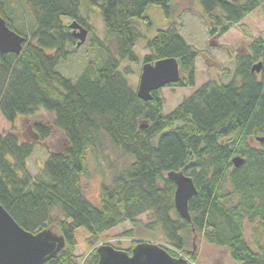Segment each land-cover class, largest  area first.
Segmentation results:
<instances>
[{"label":"trees","instance_id":"obj_1","mask_svg":"<svg viewBox=\"0 0 264 264\" xmlns=\"http://www.w3.org/2000/svg\"><path fill=\"white\" fill-rule=\"evenodd\" d=\"M196 1L211 35L226 32L264 2ZM170 4L171 0H0V16L25 38L20 53H0V113L13 122L44 109L66 138L65 147L49 153L33 178L25 161L35 143L50 135V126L36 122L22 132L0 135V204L25 231L49 228L64 238L63 249L45 264H79L74 254L78 228L90 234L93 246L83 264H97L94 236L135 222L143 213L151 214L149 226L159 223L164 229L169 243L162 246L172 257L185 253L187 261L193 258L192 249L186 250L188 233L192 243L200 234L208 243L225 247L233 264H264V140H256L264 137V42L253 41L248 53L236 57L234 78L205 83L164 115L159 89L151 92L150 100L140 99L119 67L121 58L135 60V20H146L149 5L159 6L169 18ZM91 7L101 18L107 40L115 42V51L99 42L98 63L90 62L76 78L66 77L56 67L76 39L63 19L75 18L91 31L81 16ZM146 46L150 53L143 63L177 60L181 78L166 86L192 85L197 52L174 24L157 30ZM259 61L260 74L252 71ZM100 132L132 158L114 184L102 189L95 206L82 194L80 177L86 168L85 152L96 145ZM252 138L256 146L248 143ZM235 156L242 160L239 166L231 161ZM171 171L190 176L196 187L188 202L189 220L175 211ZM244 223L252 226L253 247L244 238ZM125 234L132 236L130 231Z\"/></svg>","mask_w":264,"mask_h":264},{"label":"rangeland","instance_id":"obj_2","mask_svg":"<svg viewBox=\"0 0 264 264\" xmlns=\"http://www.w3.org/2000/svg\"><path fill=\"white\" fill-rule=\"evenodd\" d=\"M170 5L169 18L163 16L159 6L149 5L146 9V20H135V27L139 32L133 48L135 60H130L128 57L121 58L119 67V70L125 72L129 83L136 88L144 62L143 58L150 53L146 46L147 41L155 35L157 30L174 24L186 43L192 46L197 54L193 63L192 85L164 86L157 91L162 100L161 108L164 115L171 113L184 99L205 83H225L234 78L236 57L248 53L253 41L262 39L264 42V2L221 35L209 33V22L202 14L196 0H171ZM81 16L93 33L87 31L84 42L79 46H76V43L75 45L69 44V54L58 61L56 69L66 77L76 78L86 65H90V62L98 63L99 42L112 51L116 48L115 42L105 37V29L96 8L91 7L84 10ZM73 21L79 23L75 18L63 19V23L66 24ZM83 28L86 29V26ZM91 35H96L98 39L89 40ZM256 73L260 74V71ZM52 121V114L44 109H39L29 116H18L13 122L5 120L0 113L1 136L11 130L22 132L36 122L50 126V135L35 143L25 161V168L33 178L41 173L49 153L61 151L66 145L64 134L53 126ZM248 143L251 146L257 145L254 138L248 139ZM131 158L116 148L105 133L100 132L96 145L85 152L86 168L80 177V187L84 197L97 206L102 198V189L114 184L116 176L127 168ZM150 216L149 213L140 214L135 222L126 221L112 227L94 236L92 242L97 247L101 244H110L126 251L130 246L134 247V243L142 241L164 246L166 242L169 243L164 229L159 223L149 226ZM128 231L132 236L125 234ZM74 236L75 258L79 264H83L93 250L89 241L90 234L84 228H78ZM184 236L188 243L186 250L191 251L192 249L193 252L190 264H233L225 247L208 243L200 234L195 235L193 243L191 234L185 233ZM244 238L253 247L252 226L246 223H244ZM180 254L179 257H186L185 253Z\"/></svg>","mask_w":264,"mask_h":264},{"label":"water","instance_id":"obj_3","mask_svg":"<svg viewBox=\"0 0 264 264\" xmlns=\"http://www.w3.org/2000/svg\"><path fill=\"white\" fill-rule=\"evenodd\" d=\"M76 46L85 40L87 30L76 21L69 24ZM25 38L12 30L0 16V53H20ZM262 62L254 64L252 71L259 72ZM178 62L173 57L143 63L139 74L136 95L142 100H150L151 92L180 80ZM258 142L264 137H256ZM234 166L242 163L240 157L231 160ZM168 177L174 182L173 204L177 214L189 220L188 202L195 195L196 187L190 176L179 171H171ZM62 235L43 229L36 233L25 231L0 204V264H45L64 247ZM99 255L97 264H190L183 257H172L159 244L138 242L130 252L101 244L96 248Z\"/></svg>","mask_w":264,"mask_h":264},{"label":"flooded vegetation","instance_id":"obj_4","mask_svg":"<svg viewBox=\"0 0 264 264\" xmlns=\"http://www.w3.org/2000/svg\"><path fill=\"white\" fill-rule=\"evenodd\" d=\"M72 31V30H71Z\"/></svg>","mask_w":264,"mask_h":264}]
</instances>
